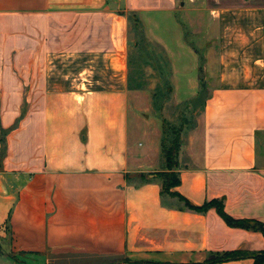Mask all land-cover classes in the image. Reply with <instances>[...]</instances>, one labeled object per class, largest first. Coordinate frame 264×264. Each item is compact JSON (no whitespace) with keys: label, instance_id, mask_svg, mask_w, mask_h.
Masks as SVG:
<instances>
[{"label":"crops","instance_id":"1","mask_svg":"<svg viewBox=\"0 0 264 264\" xmlns=\"http://www.w3.org/2000/svg\"><path fill=\"white\" fill-rule=\"evenodd\" d=\"M182 11L208 21L191 100L203 79L209 95L174 190L264 222V0H0V264L188 263L234 250L250 254L214 264H254L264 251L263 231L162 193L157 150L130 137L129 15Z\"/></svg>","mask_w":264,"mask_h":264},{"label":"rangeland","instance_id":"2","mask_svg":"<svg viewBox=\"0 0 264 264\" xmlns=\"http://www.w3.org/2000/svg\"><path fill=\"white\" fill-rule=\"evenodd\" d=\"M154 16L140 20L139 26L130 23L129 102L130 137L141 142V149L157 150V160L150 166L157 170L166 167L164 146L179 135L180 153L198 124L201 106H192V79L200 72L204 75L208 21L199 19L191 24L183 11ZM137 174L139 181L141 173ZM53 262L75 264L68 259ZM36 263L42 264L40 260H28V264Z\"/></svg>","mask_w":264,"mask_h":264},{"label":"trees","instance_id":"3","mask_svg":"<svg viewBox=\"0 0 264 264\" xmlns=\"http://www.w3.org/2000/svg\"><path fill=\"white\" fill-rule=\"evenodd\" d=\"M131 22L134 21L137 26L140 25V17L136 13H130L129 15ZM6 131L2 132V154L0 156V162L6 153ZM181 147L180 136H176L169 145L164 146L166 156V169L154 172L155 176L160 177L162 180V193L177 196L184 202L187 208L205 212L211 207H216L218 212L226 219V221L233 226H241L245 228H252L255 230H261L264 232V222L255 219H237L228 214L224 208L223 199H214L205 202L202 205L194 204L190 199L184 196L177 190H174L176 186L181 183L180 173L178 171V158L179 150ZM152 173H141L142 181L150 179ZM250 253L234 250V251H223V252H211L208 257L202 262H188V263H151V264H214L221 261L238 259L249 255ZM255 256L254 264H264V251L260 253H252ZM129 263H132L128 261ZM134 264H150L149 262H133Z\"/></svg>","mask_w":264,"mask_h":264},{"label":"water","instance_id":"4","mask_svg":"<svg viewBox=\"0 0 264 264\" xmlns=\"http://www.w3.org/2000/svg\"><path fill=\"white\" fill-rule=\"evenodd\" d=\"M208 95H209L208 85L206 82H203V87H202L200 93L191 100L192 106L195 109L202 106L206 102Z\"/></svg>","mask_w":264,"mask_h":264}]
</instances>
